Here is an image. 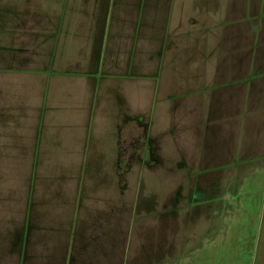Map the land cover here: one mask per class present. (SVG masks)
I'll list each match as a JSON object with an SVG mask.
<instances>
[{
  "label": "crops",
  "instance_id": "crops-1",
  "mask_svg": "<svg viewBox=\"0 0 264 264\" xmlns=\"http://www.w3.org/2000/svg\"><path fill=\"white\" fill-rule=\"evenodd\" d=\"M0 3L6 173L192 168L205 213L264 178V0Z\"/></svg>",
  "mask_w": 264,
  "mask_h": 264
},
{
  "label": "rangeland",
  "instance_id": "rangeland-1",
  "mask_svg": "<svg viewBox=\"0 0 264 264\" xmlns=\"http://www.w3.org/2000/svg\"><path fill=\"white\" fill-rule=\"evenodd\" d=\"M97 163L0 167V264H264V178L205 213L192 168Z\"/></svg>",
  "mask_w": 264,
  "mask_h": 264
}]
</instances>
